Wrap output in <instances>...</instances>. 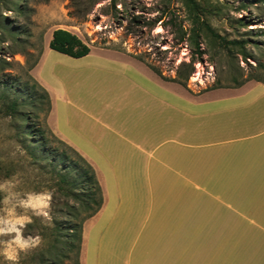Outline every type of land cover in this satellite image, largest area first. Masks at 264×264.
I'll use <instances>...</instances> for the list:
<instances>
[{
	"label": "crops",
	"instance_id": "obj_1",
	"mask_svg": "<svg viewBox=\"0 0 264 264\" xmlns=\"http://www.w3.org/2000/svg\"><path fill=\"white\" fill-rule=\"evenodd\" d=\"M53 32L32 69L50 96L47 125L91 165L103 196L85 225L80 264H185L180 242L194 245L196 227L213 226L250 229L238 243L250 264H264V107L254 108L264 84L229 94L251 98L242 110H197L211 91L193 94L109 48L60 53L50 48ZM222 117H233L225 137ZM97 225L116 236L138 231L123 237L125 252L91 253Z\"/></svg>",
	"mask_w": 264,
	"mask_h": 264
},
{
	"label": "rangeland",
	"instance_id": "obj_2",
	"mask_svg": "<svg viewBox=\"0 0 264 264\" xmlns=\"http://www.w3.org/2000/svg\"><path fill=\"white\" fill-rule=\"evenodd\" d=\"M195 1L198 16L185 0H0V185L20 198L28 193L51 197L49 224L26 213L32 222L23 229L25 237L39 236L41 242L26 252L17 250L16 261L0 254V264H80L85 225L101 201L98 187L85 181L89 165L47 125L50 96L32 69L50 32L65 29L91 48L135 58L164 80L182 82L193 94L211 91L197 110L229 114L253 102L229 99V94L248 84H264V0ZM200 19L210 29L197 38L198 55L190 36ZM193 59L194 72L187 81L179 79L188 77ZM258 107H264V100ZM231 118H221L223 137ZM4 195L0 192V200ZM17 213L25 214L19 208ZM95 229L87 246L91 253L125 252L129 244L123 237L138 231L128 226L116 236L113 229ZM249 230L196 227L194 245L180 242V249L186 246L185 264L193 247V264H250L253 260L245 258L238 243L251 236Z\"/></svg>",
	"mask_w": 264,
	"mask_h": 264
},
{
	"label": "clouds",
	"instance_id": "obj_3",
	"mask_svg": "<svg viewBox=\"0 0 264 264\" xmlns=\"http://www.w3.org/2000/svg\"><path fill=\"white\" fill-rule=\"evenodd\" d=\"M0 192L5 193L0 200V254L9 261H16L17 250L26 252L41 242L39 236L25 237L23 229L27 223L32 222V216L40 218L42 224L50 223L51 197L45 193H28L20 198L18 193L11 192L5 185H0ZM17 208L25 214H18ZM29 212L32 216L26 214Z\"/></svg>",
	"mask_w": 264,
	"mask_h": 264
},
{
	"label": "trees",
	"instance_id": "obj_4",
	"mask_svg": "<svg viewBox=\"0 0 264 264\" xmlns=\"http://www.w3.org/2000/svg\"><path fill=\"white\" fill-rule=\"evenodd\" d=\"M185 1L191 7V10L193 12H195L196 15L198 16V14L200 12V7L196 3V1L195 0H185ZM204 28L209 30L210 26L204 20L200 19V22H197L195 27H193V29L191 31V36H190L191 43L196 46L198 55H200L202 53V51L200 50V44H199V41L197 40V38H199L200 32L202 30H204ZM50 48L55 50V51H58L60 53H63V54H66V55H69V56L75 57V58H80V57L86 56L91 51V47L90 46H88L79 37H77L76 35H74L70 31L65 30V29H56V30H54L53 38L50 41ZM194 62L195 61L193 59L189 63V65L192 67V71L190 72L188 77H183L182 75H179L178 76L179 79H181V80L183 79L185 81H187L189 79L190 75L194 72ZM37 63H38V61H37ZM179 83L184 86V84L182 82H179ZM46 94H47V96L49 98V95H48L47 92H46ZM49 104H50V100H49ZM80 157L87 163V161L82 156H80ZM87 164L89 165L91 173H88V171L86 172V174L84 176L85 177V181L87 183H92L93 185L97 186L98 190H99V192L101 194V201L99 203V208L92 215V216H94L99 211L100 207L102 206L103 196H102V190H101V187H100L99 182L97 180L95 171H94V169L91 167V165L89 163H87ZM92 194L94 195L95 191ZM92 194L90 195L91 197H92Z\"/></svg>",
	"mask_w": 264,
	"mask_h": 264
}]
</instances>
